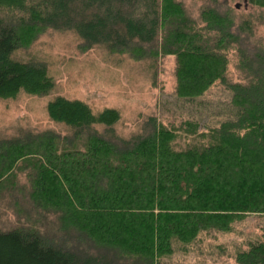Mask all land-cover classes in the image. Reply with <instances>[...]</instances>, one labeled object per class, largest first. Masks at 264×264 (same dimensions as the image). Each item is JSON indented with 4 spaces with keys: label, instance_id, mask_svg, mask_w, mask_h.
<instances>
[{
    "label": "trees",
    "instance_id": "obj_1",
    "mask_svg": "<svg viewBox=\"0 0 264 264\" xmlns=\"http://www.w3.org/2000/svg\"><path fill=\"white\" fill-rule=\"evenodd\" d=\"M246 1L264 15V0ZM236 13L205 7L195 20L179 0H0V98L54 88L44 62L15 57L50 30L74 32L83 52L174 56V95L193 104L215 85L231 93L215 124L201 122L204 108L168 123L151 115L127 137L115 134L116 108L49 102L69 133L0 139V264H217L187 256L206 244L225 254L221 237L264 217V43ZM234 259L264 264V232Z\"/></svg>",
    "mask_w": 264,
    "mask_h": 264
},
{
    "label": "rangeland",
    "instance_id": "obj_2",
    "mask_svg": "<svg viewBox=\"0 0 264 264\" xmlns=\"http://www.w3.org/2000/svg\"><path fill=\"white\" fill-rule=\"evenodd\" d=\"M179 1L185 4L195 20H199L205 7L220 12L228 8L235 9L239 22H252L255 29L252 42L264 43V15L262 16L259 8L249 1ZM79 44L80 38L74 32L50 30L41 35L30 48L16 52L15 57L18 60L44 62L54 80V88L43 97L29 94L22 89L15 97L0 98V139L15 137L24 131L37 133L53 130L62 136L69 133L68 128L51 121L47 113L49 102L59 96L85 102L95 115L109 108L118 109L121 118L114 129L115 134L120 137L134 134V130L140 125L141 117L155 115L160 122L168 123V120L186 119L196 111V114L200 115V109L204 108L203 114L199 116L201 122L212 120L215 124L223 118L219 113L226 112L225 108L229 107L231 93L221 85L210 88L208 93L196 99L194 104L177 98L174 95V56L137 61L129 54H112L100 46L83 52L79 49ZM230 59L228 76L237 81L240 72L236 68L235 53H231ZM97 128L103 130L101 126ZM8 218L14 219L12 215ZM5 221L0 214V224ZM261 232H264V217L250 216L242 223L238 234L218 240L225 248V254L206 244L203 254L194 251L187 259L210 262L214 259L217 264H236L234 253L238 244L245 238L257 236Z\"/></svg>",
    "mask_w": 264,
    "mask_h": 264
},
{
    "label": "bare ground",
    "instance_id": "obj_3",
    "mask_svg": "<svg viewBox=\"0 0 264 264\" xmlns=\"http://www.w3.org/2000/svg\"><path fill=\"white\" fill-rule=\"evenodd\" d=\"M150 15H151V13H150ZM27 33H28V32H27ZM27 33H26V34H27ZM29 34H30V33H29ZM28 36H29V35H28ZM23 37H24V36H23ZM29 37H30V36H29ZM95 42H96V41H95ZM16 46H17V45H16ZM160 72H161V70H160ZM173 79H174V78H173ZM161 81H162V80H161ZM249 82H250V81H249ZM14 97H15V96H14ZM165 135H166V134H165ZM148 137H149V136H148ZM151 138H152V137H151ZM9 150H10V149H9ZM55 153H56V152H55ZM114 156H115V155H114ZM114 156H113V157H114ZM55 159H57V158H55ZM9 178H10V177H9ZM50 196H51V195H50ZM52 198H53V197H52ZM52 198H51V199H52ZM51 201H54V199L51 200ZM39 204H40V203H39ZM57 218H58V217H57ZM60 219H61V218H60ZM197 240H198V239H197Z\"/></svg>",
    "mask_w": 264,
    "mask_h": 264
},
{
    "label": "crops",
    "instance_id": "obj_4",
    "mask_svg": "<svg viewBox=\"0 0 264 264\" xmlns=\"http://www.w3.org/2000/svg\"><path fill=\"white\" fill-rule=\"evenodd\" d=\"M138 126H139V125H138ZM138 131H139L138 128L134 130L135 133L138 132Z\"/></svg>",
    "mask_w": 264,
    "mask_h": 264
}]
</instances>
